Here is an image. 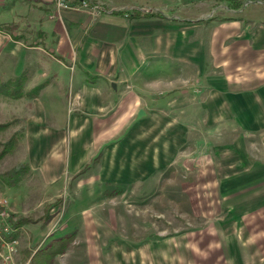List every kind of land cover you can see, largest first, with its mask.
<instances>
[{
  "label": "rangeland",
  "instance_id": "374dc122",
  "mask_svg": "<svg viewBox=\"0 0 264 264\" xmlns=\"http://www.w3.org/2000/svg\"><path fill=\"white\" fill-rule=\"evenodd\" d=\"M22 7L0 0L1 31L24 33ZM230 7L211 4L204 34L184 40L173 62L183 84L150 98L80 174L47 184L32 172L12 187L2 179L25 164L20 144L0 159V201L18 243L0 264H264L261 56L240 39L246 25L262 27L264 0ZM247 15L255 22L243 28L225 22ZM6 124L0 153L22 132V122Z\"/></svg>",
  "mask_w": 264,
  "mask_h": 264
},
{
  "label": "crops",
  "instance_id": "0c3cea01",
  "mask_svg": "<svg viewBox=\"0 0 264 264\" xmlns=\"http://www.w3.org/2000/svg\"><path fill=\"white\" fill-rule=\"evenodd\" d=\"M21 1L24 33L0 30V76L26 74L29 80L24 97L0 102V125L22 122L19 155L47 184L80 174L111 135L124 134L127 121L143 117L150 98L165 101L174 83L183 84L174 80L173 62H180L184 40L204 34L211 4L238 11L228 0H99L105 11L93 17L85 10L58 13L51 0ZM254 17L225 22L243 28ZM257 21L262 27L246 25L240 39L261 56L264 88V18ZM204 70L198 66L197 84L205 82ZM191 97L200 103L201 97Z\"/></svg>",
  "mask_w": 264,
  "mask_h": 264
},
{
  "label": "trees",
  "instance_id": "16d2710c",
  "mask_svg": "<svg viewBox=\"0 0 264 264\" xmlns=\"http://www.w3.org/2000/svg\"><path fill=\"white\" fill-rule=\"evenodd\" d=\"M76 3L81 2V0H73ZM88 2L89 0H84ZM232 4L233 9H240L242 6V3L240 0H228ZM158 15H151V14H145L144 17H155ZM133 17H141V14L135 13ZM4 31V30H3ZM19 39V38H18ZM29 80L28 75L23 74L18 77H14L11 79L5 80L2 76H0V102L3 99H21L26 95L25 89H26V84ZM21 123L20 120H16ZM11 124H5V125H0V131H6ZM17 136L12 138L6 145L4 146L3 151L0 153V159L5 158L10 152L13 151L14 148L19 147V139L23 138V131L20 133L19 139H16ZM32 169L28 164H22L19 167L13 169L11 172L5 174L3 176L2 181L9 185L14 187L18 182H20L25 175L27 174H32ZM65 239H61L60 243L64 244Z\"/></svg>",
  "mask_w": 264,
  "mask_h": 264
},
{
  "label": "built area",
  "instance_id": "2783aa9c",
  "mask_svg": "<svg viewBox=\"0 0 264 264\" xmlns=\"http://www.w3.org/2000/svg\"><path fill=\"white\" fill-rule=\"evenodd\" d=\"M54 3L55 9L58 13L66 10H85L91 16L97 17L101 15L105 9L99 0H89L88 2L81 0L76 3L71 0H51ZM6 202L0 201V256L4 261L12 259L13 255L17 253V241L11 237L12 229L8 224L7 212L3 209ZM3 251V254L1 253Z\"/></svg>",
  "mask_w": 264,
  "mask_h": 264
}]
</instances>
